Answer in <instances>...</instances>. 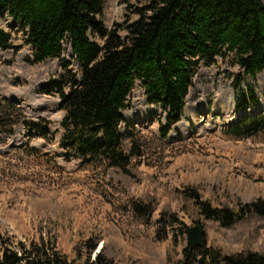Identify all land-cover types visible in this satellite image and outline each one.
I'll use <instances>...</instances> for the list:
<instances>
[{
    "label": "rangeland",
    "instance_id": "374dc122",
    "mask_svg": "<svg viewBox=\"0 0 264 264\" xmlns=\"http://www.w3.org/2000/svg\"><path fill=\"white\" fill-rule=\"evenodd\" d=\"M146 1L105 0L99 20L125 35L123 26L139 18L136 10ZM0 27L11 34L12 44L0 49V98L19 103L28 120L48 121L52 134L49 139L31 135L21 124L15 134H0V233L5 240L12 246L41 237L55 240L77 262L97 246L93 257L103 249L118 264H182L189 228L200 224L207 246L225 255L264 254V217L251 212L224 226L202 217L190 196L198 193L203 201L228 209L264 201V131L249 137L226 133L241 117L264 116V72L236 89L240 69L233 56L203 63L185 113L168 137L161 130L165 113L137 83L123 112L122 132L133 130L144 155L127 174L62 156L58 139L66 113L60 99L42 88L66 70L58 59L34 63L27 29L8 13L0 14ZM64 57L78 71L68 41Z\"/></svg>",
    "mask_w": 264,
    "mask_h": 264
},
{
    "label": "trees",
    "instance_id": "16d2710c",
    "mask_svg": "<svg viewBox=\"0 0 264 264\" xmlns=\"http://www.w3.org/2000/svg\"><path fill=\"white\" fill-rule=\"evenodd\" d=\"M104 8L105 0H0V14L8 13L27 29L33 62L58 59L66 70L64 77L49 80L42 90L58 97L66 113L58 145L68 161L131 173V165L143 157L144 149L133 130L124 134L122 126L137 83L148 101L165 113L161 130L168 137L185 113L193 79L203 63L212 65L218 57L233 56L240 69L236 89L264 72L262 0H147L136 10L139 18L123 26L125 35L103 27L99 19ZM67 41L79 64L76 72L64 57ZM10 48L11 34L0 27V49ZM19 124L31 135L52 137L48 121L28 120L19 103L0 98V134H15ZM262 131L264 116L257 113L241 117L226 133L249 137ZM190 196L202 217L224 226L251 212L264 217L261 199L228 209L203 201L198 193ZM96 248L77 262L64 255L55 240L41 237L12 246L0 233V264H118L103 249L93 257ZM182 264H264V254L225 255L205 240L202 247L184 249Z\"/></svg>",
    "mask_w": 264,
    "mask_h": 264
},
{
    "label": "water",
    "instance_id": "95a60500",
    "mask_svg": "<svg viewBox=\"0 0 264 264\" xmlns=\"http://www.w3.org/2000/svg\"><path fill=\"white\" fill-rule=\"evenodd\" d=\"M188 239L191 249L202 247L205 243V230L200 224H196L189 228Z\"/></svg>",
    "mask_w": 264,
    "mask_h": 264
},
{
    "label": "bare ground",
    "instance_id": "6f19581e",
    "mask_svg": "<svg viewBox=\"0 0 264 264\" xmlns=\"http://www.w3.org/2000/svg\"><path fill=\"white\" fill-rule=\"evenodd\" d=\"M222 98H223V97H222ZM231 103H232V106L235 104L233 100L231 101ZM204 107H205L204 110H206L207 107H208L206 102H204Z\"/></svg>",
    "mask_w": 264,
    "mask_h": 264
}]
</instances>
